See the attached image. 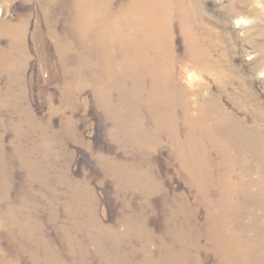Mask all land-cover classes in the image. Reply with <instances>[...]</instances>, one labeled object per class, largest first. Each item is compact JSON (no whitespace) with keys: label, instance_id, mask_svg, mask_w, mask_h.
<instances>
[{"label":"rangeland","instance_id":"1","mask_svg":"<svg viewBox=\"0 0 264 264\" xmlns=\"http://www.w3.org/2000/svg\"><path fill=\"white\" fill-rule=\"evenodd\" d=\"M194 1L207 56L178 65L176 79L185 94L171 134L154 126L143 105L137 107L139 116L117 125L100 108L91 86L64 72V62L71 69L76 58L60 59L50 32L62 34L70 0H0V23L24 24L27 55L15 72L0 63V172L9 183L4 199L0 189V264H111L106 257L115 251L121 264H144L146 258L166 264L181 256L186 264H222L206 234L208 219L232 213L237 223L230 225L231 232L241 248L228 254L230 264H264V234L246 233L240 226H264V199L251 204L244 193L264 190L263 158L250 151L249 138L221 140L227 128L214 120L224 111L240 120V129H254L252 139L264 125V0ZM9 39L13 43L10 35L0 37V50L8 49ZM182 40L175 30L180 56ZM112 95L117 101L118 93ZM204 105L211 109L206 117ZM193 117L201 125L188 123ZM135 122L150 133L148 138L131 135ZM232 161L237 166L228 169ZM7 206L23 207L17 219L31 213L29 237L9 229L3 216ZM185 221L200 231L199 249L186 246ZM94 222L111 232L113 244L108 240L102 249L113 253L108 250L104 257L93 243L99 236ZM32 235L40 236V245L25 239ZM45 254L57 263H48Z\"/></svg>","mask_w":264,"mask_h":264},{"label":"bare ground","instance_id":"2","mask_svg":"<svg viewBox=\"0 0 264 264\" xmlns=\"http://www.w3.org/2000/svg\"><path fill=\"white\" fill-rule=\"evenodd\" d=\"M119 1L120 2H118V0H70V2L66 5V14L68 19L65 21L62 20V34L54 35V31L50 32L57 43L56 47L60 59H63L64 61L67 60L69 62L68 59L71 58L70 56L73 55V58H76V61L74 60L75 62L71 69L67 68V62H64V72L66 74L71 73L76 81H78L77 79H82L79 84H89L93 89L94 96L100 108L104 111L106 116L114 121V123L117 125L123 122L128 123V117L129 119L131 117L135 119V114L138 110L137 107L139 105H143L148 110V115H150V118L153 120L155 127L160 129L163 128L169 133L174 134L176 132V107L182 101H184L185 94L183 86L178 82L180 78L178 80L176 79L178 65L180 63L184 64L186 62L195 63L199 58L207 56V52L203 50V47L201 48L202 43L199 39L200 18L197 13L195 1ZM1 14L2 11L0 10V15ZM23 25L21 24L18 27H16V25L14 27L9 26L8 24L0 23V37L6 34L7 36L10 35L14 39L13 43L9 39V46L6 51L0 50V63L2 62L1 65L6 69V71L13 72L19 63L22 64L27 59L26 46L24 45V40L22 38ZM175 30L182 35L183 40L181 47H184L182 56L177 54L175 51ZM74 47L75 50H72ZM83 70L86 72V77L83 76ZM223 84H225V81ZM223 84L220 91L225 90ZM70 85H73V87L75 86L73 83H70ZM113 92L118 93L117 101L112 99ZM6 95H9V97L12 96L10 92L6 93ZM5 101L8 102L9 100L5 99ZM212 102L214 103V101ZM206 106L207 105L201 106L202 108L200 107L201 111L203 110L204 112L202 113V116L211 110L209 105L208 107ZM137 116H139V114ZM234 118H232L231 115L224 113V111H220L219 115L214 117V120L216 119V121L222 124L224 128H227V133L222 135L218 134V138L220 135L221 140L225 138L226 141L229 140L231 142H233L234 139L244 140L249 138L250 142L248 143H250V151H256V153L261 156L264 161V125L260 124V130H257V139H252L253 134H255L254 129L248 131L240 129L238 127L240 125V120L238 121ZM196 119L197 120H195V118L191 119L188 123H191L192 126H197L198 124L201 125L202 122L198 121L199 118ZM130 133L133 137L138 135L148 138L150 135L147 130H139L137 127V122L133 123V128L130 130ZM182 139H184V137ZM228 150L229 149L227 147L221 150L224 161H226V158L228 157ZM182 152L180 150V153ZM190 157H192V159L196 158L192 152L190 153ZM236 164V161H232L231 165H228L227 168H235L237 166ZM28 167H30L32 172L34 165L31 164ZM240 168L243 169V166H240ZM0 170L4 171V168L0 167ZM246 170L247 165L244 171ZM7 182L8 181L5 175L0 172V189L2 190V195L4 196L1 197L2 199H4L8 194L6 193V189L9 185ZM260 185L263 186L264 182H262ZM244 193H246V200H248L247 202H250L251 204L256 198L264 199V190L262 189L258 191V194H253V191H249V189H246ZM224 195H226V193ZM223 201L226 203V199ZM225 209L226 208H223V210ZM253 210L255 211L257 209ZM18 211H23V207L16 209L12 206H7L3 216L8 220V227L10 230L17 228L20 230L22 237H24L25 234L26 237H29L28 235L30 234V226L27 224L26 220H29L31 213H26V216L21 219H17L15 218V215ZM227 214H231V210H228ZM261 217H264V212H262ZM231 218L234 220L232 221ZM254 219L256 220V218ZM233 222L237 223L236 218L233 217V213L229 218L213 217L208 219L209 225L207 226L208 231L206 234L210 244L215 247L214 250L218 255H220L222 264H230L231 258L228 256V254L234 249L241 248V244L235 242L234 233L231 232L230 225H232ZM93 225L97 227V232H99V236L95 237L93 241L95 249L98 251L97 253L100 254V256L104 257L106 256L107 251L111 249H102V245H104L108 240L110 241L109 235L111 232L97 222H94ZM240 226L241 229H243V231L246 233L249 231L255 233L256 235H258V233L264 234V226L260 228H255L253 225L244 226L241 224ZM76 227H78V225ZM183 227L184 236L190 238L186 241L188 242L185 243L187 244L186 246L199 249L198 247L200 246H198V242L196 243V241L199 234H201L200 231L196 230V228L193 225H190L188 222H186V225ZM32 236L33 237L25 239L29 242L31 241L34 246L40 245L42 241H40V236ZM218 237L220 238L221 244L217 242ZM110 242L113 244V241ZM41 246L46 249L45 244H42ZM80 248L82 249L83 247ZM111 251L113 253V250ZM49 254H45L47 262L57 263V260ZM171 254L173 255V253ZM113 255L118 257V252L115 251L114 254H111L110 257H106V259L110 260L111 264H121L119 262V257L116 258ZM185 258L187 257L181 256L180 258H177L176 261L172 259L170 262H163H166V264H186L184 262ZM1 261L2 257L0 258V262ZM36 262L37 261H34V263ZM147 263L162 264L161 261L158 260L155 262L151 260V258H146L144 260V264ZM195 264L198 263L196 262Z\"/></svg>","mask_w":264,"mask_h":264}]
</instances>
